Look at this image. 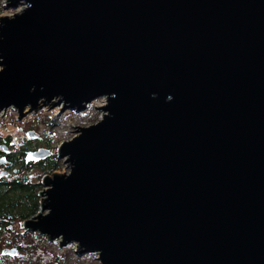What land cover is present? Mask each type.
<instances>
[{
    "label": "water",
    "instance_id": "water-1",
    "mask_svg": "<svg viewBox=\"0 0 264 264\" xmlns=\"http://www.w3.org/2000/svg\"><path fill=\"white\" fill-rule=\"evenodd\" d=\"M5 2L0 109L105 101L26 227L97 264H264V0Z\"/></svg>",
    "mask_w": 264,
    "mask_h": 264
},
{
    "label": "flooded vegetation",
    "instance_id": "flooded-vegetation-1",
    "mask_svg": "<svg viewBox=\"0 0 264 264\" xmlns=\"http://www.w3.org/2000/svg\"><path fill=\"white\" fill-rule=\"evenodd\" d=\"M12 139L11 133L0 131V264H26L36 254L29 239L38 241L40 252L45 250L40 247V239L50 242L39 231L25 225L39 210L38 206L29 214L28 197L36 196L39 201L43 178L56 171L50 170V165L56 162L48 142L16 146ZM38 149H48L50 155L29 159V153Z\"/></svg>",
    "mask_w": 264,
    "mask_h": 264
},
{
    "label": "rangeland",
    "instance_id": "rangeland-1",
    "mask_svg": "<svg viewBox=\"0 0 264 264\" xmlns=\"http://www.w3.org/2000/svg\"><path fill=\"white\" fill-rule=\"evenodd\" d=\"M5 1L7 0H0V16H10L23 8L21 5L17 8L6 7ZM54 102L55 100H52L43 105L40 101L35 109H30L27 105L23 107L22 114L13 105L0 109V131L11 133L12 141L16 146L23 144L28 146L33 142L35 145H43L48 142L58 165L56 172L63 173L68 171V164L64 162V158L57 155L59 143L70 139L76 133L77 126L84 127L100 119L103 111L99 108L105 101L103 97L97 96L86 103L84 109L80 111L69 108L63 110L61 104L54 105ZM28 132H35L38 136L28 138ZM40 247L45 249H42V253H50L49 256H45L46 261L41 264H53L55 256L58 261L64 260L66 264H97L98 262L97 254L78 255L77 246L73 243L59 246L58 240L47 242L41 238ZM32 259L26 264H38Z\"/></svg>",
    "mask_w": 264,
    "mask_h": 264
},
{
    "label": "trees",
    "instance_id": "trees-1",
    "mask_svg": "<svg viewBox=\"0 0 264 264\" xmlns=\"http://www.w3.org/2000/svg\"><path fill=\"white\" fill-rule=\"evenodd\" d=\"M54 161L56 162L55 159H54ZM51 169H58V165L57 164H51L50 165V170ZM37 189H39V187ZM28 201H29L28 204H29V208H30L29 214L34 213L37 210L38 206H39L38 198L36 196L29 195ZM29 245H33V250H35V252H36V255L33 256V260L34 261H36L38 264H41L44 261H46L45 260L46 259L45 256L46 255L49 256L50 253H48V252H45V253L40 252V249L38 248V241H36V240L34 241L32 239H29ZM54 258L55 259H54V263L53 264H66L64 262V260L59 259V261H58L56 256Z\"/></svg>",
    "mask_w": 264,
    "mask_h": 264
},
{
    "label": "bare ground",
    "instance_id": "bare-ground-1",
    "mask_svg": "<svg viewBox=\"0 0 264 264\" xmlns=\"http://www.w3.org/2000/svg\"><path fill=\"white\" fill-rule=\"evenodd\" d=\"M58 105V104H57ZM60 105V104H59Z\"/></svg>",
    "mask_w": 264,
    "mask_h": 264
}]
</instances>
